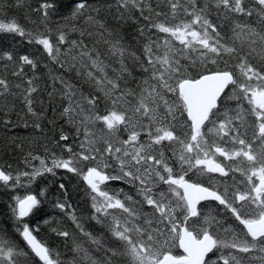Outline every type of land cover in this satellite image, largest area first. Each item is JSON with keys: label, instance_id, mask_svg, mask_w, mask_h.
<instances>
[{"label": "snow or ice", "instance_id": "snow-or-ice-1", "mask_svg": "<svg viewBox=\"0 0 264 264\" xmlns=\"http://www.w3.org/2000/svg\"><path fill=\"white\" fill-rule=\"evenodd\" d=\"M0 264H264V0H0Z\"/></svg>", "mask_w": 264, "mask_h": 264}, {"label": "trees", "instance_id": "trees-1", "mask_svg": "<svg viewBox=\"0 0 264 264\" xmlns=\"http://www.w3.org/2000/svg\"><path fill=\"white\" fill-rule=\"evenodd\" d=\"M11 38L10 37H5L2 34H0V45L6 44V43H11ZM0 143H2V137H0ZM0 157H3V151L0 150ZM3 202L4 198L3 196H0V209L3 208Z\"/></svg>", "mask_w": 264, "mask_h": 264}]
</instances>
